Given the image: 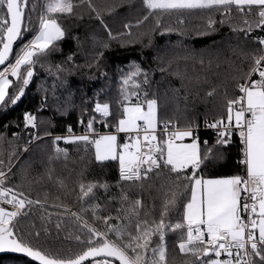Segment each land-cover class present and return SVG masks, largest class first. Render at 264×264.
<instances>
[{"label":"trees","instance_id":"obj_1","mask_svg":"<svg viewBox=\"0 0 264 264\" xmlns=\"http://www.w3.org/2000/svg\"><path fill=\"white\" fill-rule=\"evenodd\" d=\"M42 1L28 0L29 9L35 5L34 11L26 13V22L31 29L37 27L38 17L45 9ZM73 3L77 5L74 15L53 14L64 29L65 36L56 43L55 51L39 57L23 98L15 107L0 109V136L3 137L0 141V160L3 161V170L11 168L5 186L15 187L42 205H33L30 214L20 221L22 238L63 258L75 257L86 250V246L75 239L81 234V224L77 223L72 213L81 217V221L104 231L105 226L95 219L92 209L99 205L95 215L100 217L123 216L124 212H118L122 208L123 190L129 201H142V219L158 222L162 202L170 197L172 191H178L180 197L166 216V222H183V205L190 199L192 185L191 181L182 180L176 188L172 183L175 177L169 175L167 169L159 176L152 174L144 180L142 188L122 182L118 160L96 161L95 145L91 141L97 137L89 136L88 143H65L64 138L86 135L89 121H94L91 131L95 133H114L123 113L122 89L136 91L140 102L145 98L157 100L159 127L163 122H171L170 127L177 123L180 129H194L205 123L210 125L217 120L226 121L227 102L241 95L237 85L245 83V74L252 66L253 55L263 54L261 49H264V45L256 39L264 37V29L254 27L257 20L255 9L251 14L243 15L233 6L229 23H217L210 34L192 35L185 34L187 28H193L192 24L198 26L202 16L208 15V19L211 17L217 22L224 17L217 11L165 15L181 25L182 31L175 32L163 23L165 16H161L158 26L157 15L149 16L143 0H90L95 11L81 0H73ZM129 11L132 15L122 26L111 20V14ZM5 12L6 9L0 8V15ZM145 16L149 18L144 20ZM178 19H182L183 23H178ZM208 19L204 22L205 27ZM245 20L253 24L251 33L246 35L243 31H233L234 28H247ZM125 25L131 27L126 28ZM109 31L118 38L109 39ZM34 35V31L26 32L16 51ZM182 35L185 39L179 38ZM175 39L193 49L212 51L215 56L206 58L209 60L206 61L196 58L189 49L180 47L182 52L173 54L172 50H167L161 56L162 60H158L161 48L169 46ZM105 43L108 47L103 46ZM174 56L180 62L172 65ZM135 66L147 75V84L143 83V74L133 81L140 85L139 88L122 83L129 73L135 71ZM2 68L4 66L0 70ZM21 71L25 69L22 67ZM10 77L13 84L9 86L8 94L13 96L19 94L21 84L16 77ZM213 90L215 93L209 95ZM135 102L136 97H132L131 103ZM96 103L110 106V115L103 122H99L100 116L94 111ZM25 112L36 116L35 128L25 129ZM209 129L194 131L200 140L201 155L207 152V148L213 149L210 159L198 170L199 177L243 176L245 167L240 163L243 159L241 138L231 133L228 137L230 142L217 147V132ZM57 137L62 139L57 141ZM117 137L118 142L125 138L123 135ZM57 147L67 151L66 159H52ZM184 174L191 175V172ZM90 182L106 183L109 188L107 191L96 188L94 195L81 198L80 185ZM123 207L127 208L128 204ZM145 212L150 216L145 217ZM37 232L40 234L38 238L35 236ZM180 234V230H165L168 264H194V257L181 254L176 247ZM159 243L158 237L154 236L151 246ZM0 264L37 263L28 257L3 254L0 255ZM85 264H92V260Z\"/></svg>","mask_w":264,"mask_h":264},{"label":"snow or ice","instance_id":"obj_2","mask_svg":"<svg viewBox=\"0 0 264 264\" xmlns=\"http://www.w3.org/2000/svg\"><path fill=\"white\" fill-rule=\"evenodd\" d=\"M81 3H88L95 11L90 0H81ZM143 3L149 10V16L157 15L158 26L159 17L164 15L182 16L196 11L220 12L224 18L219 22L211 17L207 20L208 31L203 34H210L217 23H229L235 6L243 15H249L255 9L257 20L254 27L264 29V0H143ZM76 6L73 0H47L46 8L38 17L37 27L31 29L26 22V13L34 11L35 5L29 9L28 0H0V8L6 9L0 15V65L9 61L14 44L22 40L26 32H35L33 38L15 52L14 63H8L0 71V109L15 107L20 102L34 75L33 67L39 57L55 51L56 43L64 38L65 31L58 19L53 18V14L74 15ZM149 16H145L144 20ZM97 18H100L99 13ZM178 23H183V20L178 19ZM245 24L247 28H234L233 31H243L246 35L251 33L254 30L253 24L247 20ZM116 38L109 31V39ZM256 39L264 45V37ZM103 46L108 47V44ZM261 51L264 52V49ZM252 60V66L245 74V83L237 85L241 95L227 102V122L221 119L207 125L217 130V147L226 146L232 131H238L243 145V159L240 163L245 167V176L199 177L198 170L210 159L213 151L207 148V142H204L207 152L201 155L198 140L193 135L194 129L189 127L169 133L171 122H163L166 138H158L157 100L145 98L140 102L136 91L127 92L122 89L123 113L116 125V132L126 134V142L119 144L116 134L92 140L95 159L97 162L118 160L120 180L141 188L144 180L152 174L159 176L165 169L169 175H174L172 183L176 188H179L182 180L191 181L190 199L183 205V222H166V216L180 197L178 191H172L170 197L162 202L159 221L153 219L150 222L147 218H141L144 207L142 201H129L128 195L122 190V208L118 212H124L123 216H96L99 205L94 206L92 211L95 219L105 226V230L100 231L72 213L77 223L81 224V234L75 236V239L85 245L86 250L75 257L52 255L22 238L20 221L30 214L33 205H42L15 187H4L11 168L3 170V161L0 160V253L23 254L38 264H85L89 258L92 264H113L114 260L119 261V264H168L165 235L168 229L180 230L176 247L181 254L194 257V264H264V54H254ZM22 67L24 72L21 71ZM142 74L145 76L143 83L147 84V75L142 73L139 66H135V71L129 73L122 83L139 88L140 85L133 81ZM9 75L19 80V94L9 96L8 89L13 84ZM254 75L258 79H252ZM214 93L215 90L209 95ZM132 97H136L137 102L131 103ZM109 108L107 103H96L94 111L108 117ZM93 123L89 121V130H92ZM24 126L25 129L35 128L36 116L25 112ZM185 137H191L192 143L185 145L175 142ZM61 139L56 138L57 141ZM89 139L88 135L64 138L65 143H88ZM62 156L66 159L67 151L57 147L52 159ZM186 171H190L191 175H185ZM96 188L107 191L109 185L95 182L81 184V198L94 195ZM125 203L128 204L127 208L123 207ZM144 216L149 217L150 213L145 212ZM114 220L116 223H112ZM56 227L59 229L60 225ZM39 235L35 233L37 238ZM154 236L158 237L160 243L152 247Z\"/></svg>","mask_w":264,"mask_h":264},{"label":"rangeland","instance_id":"obj_3","mask_svg":"<svg viewBox=\"0 0 264 264\" xmlns=\"http://www.w3.org/2000/svg\"><path fill=\"white\" fill-rule=\"evenodd\" d=\"M42 3L45 5V8H46V3H47V1L45 2L44 0L42 1ZM43 11V10H42ZM41 11V12H42ZM111 14V13H110ZM109 14V15H110ZM41 15V14H40ZM130 15H132V12H128V13H125V12H122V13H113V14H111V20L113 21V22H116L117 24H119V26H122L123 25V23L126 21V20H128V18H130L131 16ZM165 16V15H164ZM208 17V15H204V16H202L201 18H199L200 19V23L198 24V26H197V24H192L193 25V28L191 27V26H189L188 28H187V31L185 32V34H192V35H198V34H202L203 32H205L207 29H206V27H205V24H204V22H205V20L206 19H208L207 18ZM157 18L158 17H156V21H157ZM159 19H161V16L159 17ZM196 20V19H195ZM163 23H165L166 24V27L168 28V29H171V30H173V31H175V32H181L182 30H181V25H179V24H177V23H175L174 22V20H171L170 18H168V17H166L165 16V18H164V21H163ZM38 25V24H37ZM107 26H108V23H107ZM147 29V28H146ZM146 29H144V30H146ZM148 30V29H147ZM179 38H181V39H185V37L182 35V36H180ZM32 39V38H31ZM98 39L101 41L102 40V37H98ZM176 41L175 42H171V44L169 45V46H165V47H163V48H161L162 49V52L160 51V52H158L159 54V56H158V58H160V59H158V60H162V55H165L166 53H167V50H172V53L173 54H175V53H177V52H182L181 51V49H180V47H183V48H185V49H189L194 55H195V57L197 58V57H200V58H202V59H205L206 60V58H208V59H211V57H213V56H215V55H212V51H210V52H204L203 50H202V48H200V49H193L191 46H189V45H187V44H182L181 42H178V40L177 39H175ZM119 41H121V42H123V40H119ZM178 59H181V58H178ZM206 61H209V60H206ZM177 62H180V61H178L177 59H176V57L174 56V62L172 63V65H174V64H177ZM180 66V65H179ZM185 69V68H184ZM11 75H9V79H11V77H10ZM173 126H175L176 128H178V129H180L179 127H178V125H177V123H174L173 125H172V127ZM177 129V130H178ZM183 129V128H182ZM183 130H185V128L183 129ZM111 134H114V133H106L105 132V134L104 135H111ZM157 134L158 135H160V133H159V131L157 130ZM54 150V149H53ZM26 151V150H25ZM63 157V156H62ZM64 159V158H63ZM113 264H116L115 263V261L113 262Z\"/></svg>","mask_w":264,"mask_h":264},{"label":"built area","instance_id":"obj_4","mask_svg":"<svg viewBox=\"0 0 264 264\" xmlns=\"http://www.w3.org/2000/svg\"><path fill=\"white\" fill-rule=\"evenodd\" d=\"M263 54H264V52H263ZM14 58H15V56H14V54H13L12 58L10 59V61L7 62V63L4 65V67H6L8 63H14ZM2 70H3V68H2L0 71H2ZM252 79H258V76L254 75V76L252 77ZM97 114L100 116V121H99V122H103V121H105V118H106V117L102 116V115L99 114V113H97ZM225 122H227V120H226ZM213 123H214V122H213ZM209 128H211V127H209ZM211 130H213L214 132H217L216 129L211 128ZM158 131H159V133H160L163 137H165V136H164V133H163V128H162V127H160V128L158 129ZM172 131H177V128H176L175 126H173V127H172V126L169 127L168 132L171 133ZM232 133H235V134L240 138V136H239V134H238V131L233 130ZM85 134L88 135V136L97 137V138H99L100 136H102V132H96V133H95V132H93V131H91V130H88V132H86ZM123 135H124V137L126 138V134H123ZM165 138H166V137H165ZM245 175H246V171H245V173L243 174V176H245ZM119 177H120V173H119ZM4 187H6V186L4 185ZM5 206L10 208V206H7V205H5ZM245 219H247L246 216H245Z\"/></svg>","mask_w":264,"mask_h":264},{"label":"crops","instance_id":"obj_5","mask_svg":"<svg viewBox=\"0 0 264 264\" xmlns=\"http://www.w3.org/2000/svg\"><path fill=\"white\" fill-rule=\"evenodd\" d=\"M159 125L157 124V130L159 129ZM178 129V128H177ZM187 129V128H186ZM177 131H183V129H178ZM194 131H196V128H194ZM112 133V132H111ZM105 133L102 134V136H104ZM114 134L116 135H123L124 133H117L116 131L114 132ZM158 135V134H157ZM194 135V133H193ZM124 136V135H123ZM195 138H197L195 135H194ZM158 138L160 139H164L165 137H163L161 134L158 135ZM98 139V138H97ZM94 140V139H93ZM198 140V143H199V149H200V140L197 138ZM126 142V138H124L122 141H119L118 143L119 144H123ZM176 143L178 144H190L192 143V138L191 137H185L183 139H178L175 141ZM225 177H228V176H219V177H207V178H204V179H208V178H225ZM230 177V176H229Z\"/></svg>","mask_w":264,"mask_h":264},{"label":"water","instance_id":"obj_6","mask_svg":"<svg viewBox=\"0 0 264 264\" xmlns=\"http://www.w3.org/2000/svg\"><path fill=\"white\" fill-rule=\"evenodd\" d=\"M19 42H20V40L19 41H17L15 44H14V48H13V54H14V52L16 51V49H17V47H18V44H19ZM13 54L10 56V58H9V61H10V59L12 58V56H13ZM8 61V62H9ZM7 63V62H6ZM1 66H4V65H0V67ZM3 254H14L15 256L16 255H18V256H24V257H27V256H25V255H23V254H18V253H12V252H3V253H0V255H3ZM29 258V257H28ZM31 259V258H30ZM32 260V259H31ZM92 259L91 258H89V260H87V261H85V263L86 262H88V261H91ZM115 261V260H114ZM35 263H37L38 264V262H36V261H34ZM116 262H118L119 263V261H116Z\"/></svg>","mask_w":264,"mask_h":264},{"label":"bare ground","instance_id":"obj_7","mask_svg":"<svg viewBox=\"0 0 264 264\" xmlns=\"http://www.w3.org/2000/svg\"><path fill=\"white\" fill-rule=\"evenodd\" d=\"M208 124L207 123H205V124H203V126H200L199 128H196V129H209L208 128V126H207ZM172 126V125H171ZM210 130V129H209ZM89 262V261H88ZM87 263V262H86Z\"/></svg>","mask_w":264,"mask_h":264}]
</instances>
